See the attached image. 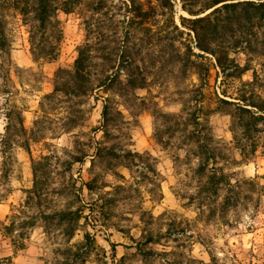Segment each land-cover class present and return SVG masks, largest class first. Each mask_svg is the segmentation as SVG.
<instances>
[{
	"label": "rangeland",
	"instance_id": "obj_1",
	"mask_svg": "<svg viewBox=\"0 0 264 264\" xmlns=\"http://www.w3.org/2000/svg\"><path fill=\"white\" fill-rule=\"evenodd\" d=\"M172 2L140 19L126 0H83L43 27L2 13L0 132L9 122L13 145L0 152V264H264V113H244L247 130L239 110L264 100V26L224 31L237 66L224 77ZM81 47L90 89L73 93ZM60 211L75 212L70 235Z\"/></svg>",
	"mask_w": 264,
	"mask_h": 264
},
{
	"label": "trees",
	"instance_id": "obj_2",
	"mask_svg": "<svg viewBox=\"0 0 264 264\" xmlns=\"http://www.w3.org/2000/svg\"><path fill=\"white\" fill-rule=\"evenodd\" d=\"M83 0H60V3L56 4V0H0V54L6 52L8 49V40L3 25L2 13L15 11L21 15L22 20L26 23L27 19L35 20L39 23L40 27H43L48 20L54 16H57V10L64 13H69ZM128 2V9L132 13V16L140 19H148L151 11L155 8L152 4L153 0H126ZM157 5L162 8L172 10V0H154ZM98 6L102 0H96ZM182 8L190 15L196 16L194 18H188L180 16L181 25L186 26L188 23L189 29L192 31L195 39L196 47L203 52L197 53L196 56H202L204 53H210L215 57V66L220 69V72L224 77L231 76L236 70L237 66L233 64L231 58L227 54V48L223 45V33L230 28V25L239 29L242 25L248 23H256L257 26H264V0H209L204 6L194 8V0H181ZM212 8L208 13L200 16L205 10ZM232 13H236L234 15ZM232 15V18L230 17ZM188 22V23H187ZM178 29V26L175 25ZM34 31L29 29V37L31 44L33 43ZM127 37V35H126ZM262 54H264V42L262 43ZM192 55H195L193 53ZM88 54L84 48H80L78 55L74 61L73 70L71 72V79L73 80L72 92L73 93H85L90 88V77L88 72ZM183 69L185 70L187 63L194 68V72L199 80H203V76L208 73V68L200 61L190 60V57L186 56ZM264 65V63H263ZM233 67V68H232ZM235 67V68H234ZM115 75L106 74L104 79L101 80V84L110 83L113 81ZM243 99L244 96H242ZM218 99L224 103H228L223 98ZM243 99H241L243 101ZM245 105L252 106L256 111H251L245 106H239L241 113V119H243V126L245 129H249V120L244 119V113H249L250 121H256L262 118L261 113H264V100L261 98L257 100H250ZM256 112H261L256 114ZM11 110H7L6 114H10ZM107 114V106L104 105L102 111V117L105 121ZM20 128H22V120L20 114H18ZM9 122L4 126V132H0V152L5 154L11 149L13 140L9 131ZM48 155L42 156L39 160L32 161V173L33 184L30 189L27 190V197L32 199L39 196L38 190H40L43 183V173L47 166ZM4 164V161L3 163ZM73 211H60L58 213L59 223H68L66 229L67 234H71L73 225L72 220L76 218ZM8 227V226H7Z\"/></svg>",
	"mask_w": 264,
	"mask_h": 264
}]
</instances>
